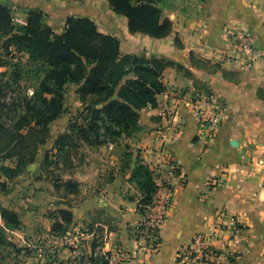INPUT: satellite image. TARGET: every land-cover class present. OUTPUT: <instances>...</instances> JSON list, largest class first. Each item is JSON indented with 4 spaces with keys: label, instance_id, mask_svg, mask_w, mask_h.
Returning <instances> with one entry per match:
<instances>
[{
    "label": "crops",
    "instance_id": "obj_1",
    "mask_svg": "<svg viewBox=\"0 0 264 264\" xmlns=\"http://www.w3.org/2000/svg\"><path fill=\"white\" fill-rule=\"evenodd\" d=\"M8 1L24 22L29 10L39 9L54 32L62 34L68 17H88L102 33L120 40L123 54L164 58L182 67L165 69L166 90L156 107L142 110L135 135L104 148L120 157L128 153L107 161H116L120 171L102 191L100 202L93 199L95 192L88 195L90 211H104V220L114 217L105 251L114 259L122 252L123 264H181L178 252L196 234H211L219 223L225 228L216 242L223 250L219 264H264V0H164V15L174 24L164 38L131 33L128 19L112 12L108 0ZM101 20L109 28H103ZM238 28L250 29L263 52L246 68L221 59L226 32ZM202 91L228 107L216 140L210 143L199 136L189 107L193 94ZM171 112H176L173 120ZM138 158L151 169L156 184L170 182L175 190L159 232L160 247L150 255L136 234L146 216L140 212L142 193L131 181ZM103 159L100 155L95 163L102 171L107 164ZM170 161L177 166L175 175L168 169ZM234 222L242 227L233 237Z\"/></svg>",
    "mask_w": 264,
    "mask_h": 264
},
{
    "label": "rangeland",
    "instance_id": "obj_2",
    "mask_svg": "<svg viewBox=\"0 0 264 264\" xmlns=\"http://www.w3.org/2000/svg\"><path fill=\"white\" fill-rule=\"evenodd\" d=\"M0 4L12 9L18 28L25 24L8 0H0ZM72 4L66 3L68 8ZM115 25L122 28L119 22ZM101 26L109 28L102 20ZM7 40L0 33V264H89L93 246L96 256L109 253L104 244L115 225L114 217L101 219L104 211H90L88 195L95 192L93 199L99 203L102 191L120 171L116 161L107 162L115 160V152L104 148L131 136H103V120L92 118L82 102L98 97L89 94L82 100L80 86L73 83L64 84L63 92H48L44 79L52 68L14 45L7 50ZM94 121L101 129L100 139L81 131ZM100 155L107 162L104 171L95 164ZM68 180L77 182L70 194ZM2 208L19 213V229L6 225ZM62 209L69 210L71 216L61 214ZM140 212L147 213L144 209ZM67 218L72 223L65 224L66 232L54 233V223ZM136 234L143 240V227ZM109 264H117L114 256Z\"/></svg>",
    "mask_w": 264,
    "mask_h": 264
},
{
    "label": "trees",
    "instance_id": "obj_3",
    "mask_svg": "<svg viewBox=\"0 0 264 264\" xmlns=\"http://www.w3.org/2000/svg\"><path fill=\"white\" fill-rule=\"evenodd\" d=\"M108 2L117 15L128 19L131 33L164 38L173 31V21L164 15L161 7L164 0ZM45 18L43 11L29 10L25 24L18 28L12 9L0 4V33L2 37H8L4 47L8 50L14 45L18 51L30 54L31 59L40 58L52 68L47 71L44 79L48 92L55 93L59 89L63 92L64 84L73 83L80 86L78 93L82 100L89 94L97 96L91 102H82L92 118L103 120V136H132L136 133L140 129L142 110L156 107L158 96L166 90L162 81L165 69L172 66L182 67L163 58L123 54L120 40L102 33L97 24L88 17H68L62 34L55 33ZM59 97L63 98V94ZM61 107L63 105L60 100L59 109ZM100 130L95 121L89 128H81L82 132L92 133L97 139L102 137ZM131 181L137 184L142 193L140 209L143 211L144 206L152 204L158 186L153 172L140 158ZM65 183L68 194L77 186V182L73 180ZM60 213L71 216L69 210L62 209ZM2 218L12 228L19 229L21 226L18 214L13 210L2 208ZM71 223V218H67L66 222L58 220L53 225V232L64 234L65 224ZM95 249L93 246L89 264H109L112 254L109 252L96 256Z\"/></svg>",
    "mask_w": 264,
    "mask_h": 264
},
{
    "label": "built area",
    "instance_id": "obj_4",
    "mask_svg": "<svg viewBox=\"0 0 264 264\" xmlns=\"http://www.w3.org/2000/svg\"><path fill=\"white\" fill-rule=\"evenodd\" d=\"M226 33V45L221 50L222 61H236L240 64V68H246L262 57L263 52L258 38L250 29L238 28ZM189 107L198 121L199 136L208 143L215 141L218 130L228 114L226 104L215 99L208 92L202 91L193 94L189 99ZM175 116L176 112H171L169 118L173 120ZM168 169L172 175L177 173V166L172 161L168 162ZM157 186L152 204L144 206L147 213L140 225L143 227L142 241L149 255L156 253L160 247L159 232L167 220V214L173 206L175 197V190L170 182L157 184ZM241 225L240 222L233 223L231 236L239 234ZM224 229V226L218 223L211 234H196L178 252V260L181 264H219L223 250L217 246L216 242L220 238L218 232ZM115 261L117 264L124 263L125 256L122 252L116 253Z\"/></svg>",
    "mask_w": 264,
    "mask_h": 264
}]
</instances>
